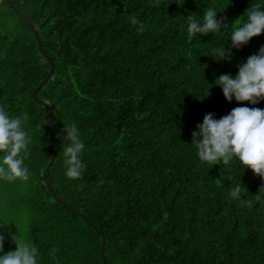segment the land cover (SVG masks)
Wrapping results in <instances>:
<instances>
[{"label": "trees", "instance_id": "obj_1", "mask_svg": "<svg viewBox=\"0 0 264 264\" xmlns=\"http://www.w3.org/2000/svg\"><path fill=\"white\" fill-rule=\"evenodd\" d=\"M11 1L38 31L54 73L36 90L51 61L0 0V105L27 115L32 137L30 180L0 183L4 252L15 250L17 234L40 249V264H264V178L237 161L203 163L190 144L208 113L264 109V100L228 102L215 85L264 46V33L230 61L214 52L231 47V32L264 0ZM208 10L232 25L189 37L188 23ZM35 91L52 124L78 127L81 179L65 176L66 142L46 184L67 136L48 124ZM240 183L238 201L230 191Z\"/></svg>", "mask_w": 264, "mask_h": 264}, {"label": "clouds", "instance_id": "obj_2", "mask_svg": "<svg viewBox=\"0 0 264 264\" xmlns=\"http://www.w3.org/2000/svg\"><path fill=\"white\" fill-rule=\"evenodd\" d=\"M149 2L153 7H159L161 4V0ZM130 22L139 26L138 31L142 30L143 26L136 17H130ZM231 25L225 20L218 19L217 12L208 10L204 13L202 22L191 20L188 23L187 33L189 37L198 35L203 37L219 34ZM262 33L264 7L256 4L247 10L246 21L231 32V47L226 48L223 45L214 49L215 59L230 61L233 50H240L252 38ZM215 85L222 89L223 96L228 102L234 99L238 103L259 104L264 100V46L239 66L235 76L221 74L215 79ZM26 120L27 115L10 116L7 109L0 105V183H23L31 178L30 170L25 165L32 142L30 132L24 124ZM65 130L68 138L67 146L63 147L65 176L69 180H78L82 178L87 167L82 161L85 144L75 124L66 127ZM190 144L203 163L214 166L221 163L229 165L237 161L242 168H250L264 178V109L240 106L220 119H215L212 113H208L204 116L203 122L193 130ZM241 193L240 183L231 189L230 197L239 201ZM0 223L4 224L2 221ZM11 238L16 248L5 253V236L0 234V253H3L0 254V264H40V249L35 243L21 239L17 234Z\"/></svg>", "mask_w": 264, "mask_h": 264}, {"label": "water", "instance_id": "obj_3", "mask_svg": "<svg viewBox=\"0 0 264 264\" xmlns=\"http://www.w3.org/2000/svg\"><path fill=\"white\" fill-rule=\"evenodd\" d=\"M9 3H10V5L16 10V12L29 24V26L32 28V30H33V32L35 33V36H36V38H37V42H38V45H39V48H40V50H41V52L47 57V58H49V60L51 61V64H52V67H51V69H50V72L48 73V75L46 76V78L39 84V86L37 87V89L36 90H38V89H40V88H42V87H44L45 86V84L49 81V79L52 77V75H53V73H54V61H53V59L51 58V57H48V55L45 53V50H44V47H43V44H42V40H41V38H40V36H39V34H38V31L35 29V27L33 26V24L20 12V10L15 6V4L11 1V0H7ZM34 97H35V99L41 104V105H44V106H46V109H45V113H44V115H45V118H46V120H47V122H48V124L51 126V127H53L54 129H57V130H59V131H62V132H66V130L65 129H62V128H59V127H57L56 125H54V124H52L50 121H49V119H48V112H49V109H50V107L48 106V104L47 103H45L44 101H42V100H40L38 97H37V95H36V91H35V93H34ZM68 139V138H67ZM67 139L65 140V141H63L62 143H60V145L56 148V150H55V152H54V154H53V156H52V158H51V161L49 162V164H48V166L46 167V169H45V171H44V173H43V176H44V180H45V182H46V184L47 185H49V183H48V181H47V179H46V174H47V171L51 168V166H52V163H53V161L56 159V156H57V154H58V152H59V150H60V147H62L66 142H68L67 141ZM105 238L103 239V245H102V254L104 255V245H105Z\"/></svg>", "mask_w": 264, "mask_h": 264}]
</instances>
